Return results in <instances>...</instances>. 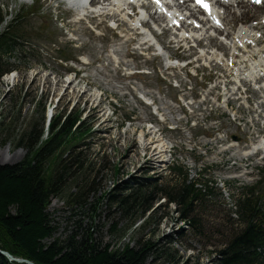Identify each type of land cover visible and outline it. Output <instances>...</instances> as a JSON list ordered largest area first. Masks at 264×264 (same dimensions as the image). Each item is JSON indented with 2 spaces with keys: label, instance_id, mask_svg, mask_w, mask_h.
Wrapping results in <instances>:
<instances>
[{
  "label": "rangeland",
  "instance_id": "374dc122",
  "mask_svg": "<svg viewBox=\"0 0 264 264\" xmlns=\"http://www.w3.org/2000/svg\"><path fill=\"white\" fill-rule=\"evenodd\" d=\"M26 2L0 0L6 22L25 9L19 21L21 27L28 29L29 26L33 32L47 27L50 36L56 40L48 44L41 38L43 48L40 49L33 47L29 40L23 53L17 48L10 60L17 70L15 82H6L7 76L0 80V163L13 165L23 159L26 152L16 147L17 141L30 131L33 124H37L38 130L43 128L42 133L46 132L48 110H52L53 115L66 109L84 110V118L95 119L92 137L77 150L82 153L85 165L81 171H71L63 194L50 201L48 213L57 228L53 239H65L75 230L77 223L84 229L93 224L94 228L98 227L104 243L114 247L133 246L136 237L131 232L121 238L109 234L114 219L107 217L105 201L100 204L97 201L114 185L129 183L134 177L142 178L145 172L150 179H158L160 185L180 182L178 175L170 170L176 165L186 172L188 181L203 193L208 188L212 189L213 194L207 196L205 203L201 207L197 205L202 236H195L190 228L186 230L169 218L147 228L144 235L157 234L155 240L162 239V245L166 242L165 238L171 240L185 264H209L222 243L224 245L229 232L238 228L234 210L241 191L259 184L264 193L262 154L249 160L242 158L244 147L249 148L258 142L257 137L264 136L261 121L254 131L252 124L248 123L252 121L249 110L239 109L235 101L224 109L221 101L214 99L215 93L219 94L218 90L206 97L205 93L214 84L211 82L205 88L203 80H210L214 75L203 67L197 72L201 79L178 72H174L172 75L176 77L171 79V72L163 70L164 62L153 56V49L134 50L140 37L128 30L111 31L106 24L94 19L90 21L96 27L97 32L94 33L86 23L76 24L75 15L61 0ZM263 15L264 11L253 18L241 20V23L248 24ZM233 18L228 20V26L234 30L240 22ZM169 39L168 35L162 37L164 44ZM21 41H18L19 45ZM60 50L64 53L60 54ZM172 54L181 56L180 53ZM193 54L190 62L197 59V54ZM78 57H84L89 65L79 64ZM57 59L66 64L60 66ZM218 70L216 77L219 78L222 71ZM161 76H165L164 79ZM68 78L72 79L71 85L65 83ZM173 81L180 84L178 89L170 86ZM142 95L153 99V106L158 109L164 124L157 122L152 114L154 108L141 101ZM177 95L193 106L182 109L176 104ZM234 118L239 122L233 121ZM192 123L196 125L194 128ZM142 133H145L144 149L140 146ZM159 142L169 148L167 153L156 148ZM232 143L235 147L230 149ZM162 160L166 163H161ZM81 192L82 205L68 203L72 196ZM160 203L164 202H157L154 208ZM95 205L98 210L93 213ZM162 212L176 218L171 213V206L159 211L157 216L160 217ZM141 223L138 220L135 225L140 227ZM126 225L123 221L119 227ZM179 228L184 229L183 241L175 236Z\"/></svg>",
  "mask_w": 264,
  "mask_h": 264
},
{
  "label": "trees",
  "instance_id": "16d2710c",
  "mask_svg": "<svg viewBox=\"0 0 264 264\" xmlns=\"http://www.w3.org/2000/svg\"><path fill=\"white\" fill-rule=\"evenodd\" d=\"M19 20L16 17L2 29L0 11V80L16 70L10 61L12 53L17 48L23 53L24 44L20 46L18 41L26 40L27 33L19 27ZM36 105L39 108L38 101ZM81 116V111L67 109L55 114L45 140L42 139L43 128L38 130L37 124H33L16 143L17 148L26 152L23 159L13 165H0V251L14 260L32 264H185L171 240L165 238L162 245V239L155 240L157 234L144 235L147 228L169 218L174 223L184 222L195 236H202L197 205L201 207L207 195L188 182L187 174L180 167L172 170L180 178V182L173 185H160L158 179L147 177L133 179L129 183L116 184L97 201V204L105 201L107 217L114 219L108 231L114 238L123 237L143 219L141 226L132 233L136 237L133 246L114 247L104 243L98 227L94 228L93 224L84 229L77 223L68 237L53 239L57 228L47 212L50 201L63 194L66 178L72 172L82 170L85 162L77 150L93 134V122L81 121ZM82 193L72 196L68 203L82 205ZM161 199H165L166 205L154 208ZM263 199L264 193L257 186L242 191L236 200L238 228L229 232L224 245L222 243L215 252L219 259L212 264H264ZM170 204L175 206L171 213L176 218L165 212L158 217V212ZM97 210L95 205L92 211L96 213ZM123 221L127 225L121 228L119 224ZM175 236L183 241L184 231L178 229ZM49 240L52 241L47 243ZM0 264L26 263L0 255Z\"/></svg>",
  "mask_w": 264,
  "mask_h": 264
},
{
  "label": "bare ground",
  "instance_id": "6f19581e",
  "mask_svg": "<svg viewBox=\"0 0 264 264\" xmlns=\"http://www.w3.org/2000/svg\"><path fill=\"white\" fill-rule=\"evenodd\" d=\"M20 2H25L26 0H18ZM31 0H27L26 3H29ZM179 0H177L178 2ZM64 3H66L68 6H71V7H76L78 12L80 14H84V13H88L87 11V6L84 5L83 3V0H63ZM125 0H116V1H113V2H110L107 6H102L101 8H98L95 12H91V14L95 15L94 13H96L95 17L96 18H99L103 21L105 20H110V19H114L116 20L118 17H121L123 21L126 20V17L125 15L127 14V12L130 11V9H127L126 11H123L124 8H125ZM231 8L233 7L234 3H231ZM248 6V7H247ZM246 8L247 10H244L243 13L240 12V15H236L234 13L231 14V9H229L227 7V12H226V16L225 17H221L222 20H223V24L224 26L227 28L226 29V35H225V38H226V41L224 44L225 46H221L223 48V50L227 49L228 48V42L230 40H232V37H237V38H241L243 39V32L244 34H247L248 36H251V37H255V34L257 32H251V30H253L252 27H249L247 28V26H243L242 24H240L239 26L237 25L236 26V29L233 30L231 27H229L228 25L229 22L228 20H234L233 16H235L239 22L241 23L242 21L241 20H245V19H249V18H253L257 15H260L264 10L262 8H257V7H252V6H249L247 5ZM182 13L185 14L186 11L190 12L189 10V6H186L185 8H183V10H181ZM125 14V15H124ZM220 14V12H219ZM194 15V14H193ZM137 18L136 20L134 21H131L129 23L130 26H134V27H137V25L141 22H143L145 20V16L143 14H136L135 15ZM225 20V21H224ZM230 31H229V30ZM262 30L264 31V27H262ZM215 33L219 32V31H216L214 30ZM232 34H231V33ZM220 34V32H219ZM206 35H211L210 34V29L208 28H203V30H200V31H196L194 33V35H192V37L195 39L194 43H196L198 46L200 45L203 50H201L199 56L201 59H204V62H206L205 64H211L212 62H219L221 61V57L223 58L224 56L223 55H220V53H218L217 55V51H213V49H211V42L207 43V44H201L202 41H207V39L205 38ZM264 35V33H263ZM152 36H154V40H155V43H153V40L151 38H149L146 34H143L142 35V42L144 45H151V46H158L160 49H158L157 51L159 53H161V49H166V46L165 44L163 43L162 41V38H161V35H154L152 33ZM219 36H224L223 33H221ZM203 37L202 40H199ZM162 41L159 42V40ZM174 39H177V38H174ZM256 41V39L254 38L253 41ZM177 42H180V40L178 39ZM227 47V48H226ZM232 53V52H231ZM264 54V47H260L258 49H254L253 51L251 52H247L246 55H243V57L241 58V60L239 61H236L235 62V68L238 70L239 74H242V75H245V76H251L255 73H262L264 72V63L263 65L261 64V61H263L262 59H254V56H257V57H262ZM167 60H170L169 56H166V61ZM227 64V62H226ZM232 70V69H231ZM234 71V70H232ZM231 71V72H232ZM16 80V77L15 75H7V77L5 78V81L8 82V83H14ZM68 85H71L72 84V79L68 78L66 80V82ZM66 84V85H67ZM225 87V86H224ZM216 89V87H215ZM228 91V90H227ZM227 94V93H226ZM212 93H209L208 96H211ZM219 95L215 96V98H217ZM146 97V96H145ZM224 97H227V102H226V105L228 103H230L231 99L233 100H240V99H243V96L241 95L240 93V89L239 88H235V87H232L229 91H228V94L227 95H224ZM150 100H152L150 98ZM264 107V99H262L258 104H257V108H262ZM256 111V110H255ZM261 114V113H260ZM260 114H258V116H260ZM144 135L145 133H142L141 136H140V146L142 147V149H144L145 147V141H144ZM235 144V143H234ZM234 144H232L231 146L234 147ZM263 144H264V137L260 140V142L256 145H254L252 147L253 151L254 150H261L263 149ZM157 149H160L161 151L160 152H163V153H167V151L169 150L168 147H166V145L162 144L161 142H159L156 146ZM166 149H168L166 151ZM251 151V149L246 152L243 156L244 157H248L249 156V152ZM165 160H162L161 163H164Z\"/></svg>",
  "mask_w": 264,
  "mask_h": 264
},
{
  "label": "snow or ice",
  "instance_id": "6c2138e0",
  "mask_svg": "<svg viewBox=\"0 0 264 264\" xmlns=\"http://www.w3.org/2000/svg\"><path fill=\"white\" fill-rule=\"evenodd\" d=\"M183 2V0H181ZM253 3H264V0H252ZM156 3L159 5L160 0H156ZM195 4L202 8L204 11L208 13V15H212V8H211V0H195ZM166 11V10H165ZM213 19L216 20L217 24H219V20L213 16Z\"/></svg>",
  "mask_w": 264,
  "mask_h": 264
},
{
  "label": "water",
  "instance_id": "95a60500",
  "mask_svg": "<svg viewBox=\"0 0 264 264\" xmlns=\"http://www.w3.org/2000/svg\"><path fill=\"white\" fill-rule=\"evenodd\" d=\"M0 165H3V164L0 163ZM0 255H3V256H5V257H7L9 260H11V261H15V262H17V263L32 264V263L27 262V261H25V260H14L9 254H7V253H5V252H1V251H0Z\"/></svg>",
  "mask_w": 264,
  "mask_h": 264
}]
</instances>
